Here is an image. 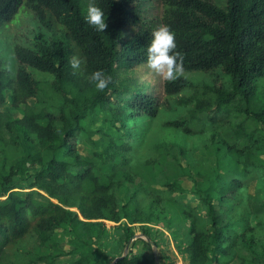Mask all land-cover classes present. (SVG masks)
<instances>
[{
    "label": "trees",
    "instance_id": "16d2710c",
    "mask_svg": "<svg viewBox=\"0 0 264 264\" xmlns=\"http://www.w3.org/2000/svg\"><path fill=\"white\" fill-rule=\"evenodd\" d=\"M90 3L104 11L107 27L102 31L85 19ZM21 5L60 35L51 46L17 43L12 74L0 58V264L46 261L43 255L19 262L12 256L31 243L44 246L61 227H69L82 243L106 246L113 237L116 245L104 250V264H168L172 247L160 245L159 224L172 232L173 245L187 264H264V167L252 164L254 196L245 192L241 175L215 184L214 192L187 193L177 181L166 183L165 190L137 184L129 191L130 213L119 194L122 183L114 176L102 179L95 161L110 163L112 170L128 164L164 112L171 116L161 125L185 136L206 134L210 150L224 156L248 155L258 142L264 144V0H222L221 5L215 0H0V28ZM161 24L175 32L184 73L159 87L160 79L151 83L136 73L147 67V44ZM73 56L81 60L75 70L69 63ZM96 70L112 77L104 90L91 80ZM196 72L213 80L195 84L191 74ZM45 79L62 97L59 107L43 103ZM6 90L11 109H20L22 117L1 110ZM31 98L37 103L31 104ZM97 107L116 118L109 120L117 136L108 148L95 147V160H88L76 138L81 120ZM23 138L49 154L38 157L40 167L27 186L14 179L18 159L7 165ZM156 149L137 160L153 165L163 155L179 162L173 142ZM28 157L36 158L30 152ZM107 222L119 223L114 235ZM135 224H142L139 235L145 238L140 239L150 252L126 249L137 234ZM76 264L95 262L82 255Z\"/></svg>",
    "mask_w": 264,
    "mask_h": 264
},
{
    "label": "rangeland",
    "instance_id": "374dc122",
    "mask_svg": "<svg viewBox=\"0 0 264 264\" xmlns=\"http://www.w3.org/2000/svg\"><path fill=\"white\" fill-rule=\"evenodd\" d=\"M215 1L220 5L222 3V0ZM59 35V32L56 30H48L41 26L32 12L25 5H21L14 18L0 28V58L4 59L7 69L12 74L18 65L14 58V47L17 43L33 48H37L39 45L51 46L53 40L59 37ZM142 70V74L138 75L136 73L138 78L142 80L151 79V83H154V79H160L159 87L161 86L164 79L153 70H150L148 66ZM124 75L123 73L122 76ZM191 77L195 84H203L211 82L214 76L196 72L192 73ZM43 88V103L46 106H50L53 109L63 104L62 97L53 90L50 80L45 79L43 81ZM5 94L7 101L2 104L1 110H10L15 117H22L23 112L20 109H11V92L6 90ZM30 102L33 105L37 103L34 98H31ZM169 116H171L170 112H164L160 118L154 120L150 127L149 138L144 140L134 153H131L129 163L120 164V167L114 170H112L110 163H104L100 158L95 160L93 155L95 147L99 150H104L108 148L110 138L117 136L113 127L114 125L109 120L110 117H113V120L116 118L110 114L109 110L97 107L93 111L89 109L86 117L81 120L83 129L76 138L79 152L88 160L93 159L96 161L98 173L102 179L105 180L110 176H114L117 181L122 183L119 194L126 202L128 212H134V205L129 198V191L137 184H142L150 189L165 190L166 183L177 181L187 193L196 190L213 191L215 184L226 183L231 177L241 175L247 184L245 192L252 196L255 195L257 179L255 178L256 176L253 172L254 166L252 164L260 165L259 168L261 169L264 167V144L262 141L258 142V147L255 146L248 155L224 156L222 152L210 150V139L206 134L185 136L177 129L161 125L162 120ZM262 129H264V126ZM24 140L27 142L22 143ZM167 142H173L177 146L179 162L167 159L163 155L153 165H147L137 160L138 157L152 155L154 151H157V147ZM36 144L28 141L27 138H23L9 153L7 165L12 164L13 160L18 159L15 167L18 173L14 176V179L19 186H27L32 181L33 177L30 174L40 167L41 160H38V157L46 159L49 156L47 152L42 148L40 149ZM28 152L34 155V157L37 156V152H40V156L29 158ZM117 162H120V159ZM262 170L261 172H263ZM5 171H9L8 166L5 168ZM218 174L222 175L221 178H218ZM174 205L177 207L179 203L175 202ZM126 221L127 219L124 218L121 222ZM107 223L108 232L114 235L116 231L115 227L119 223ZM132 226L135 227L134 229L137 234L130 239L128 243L129 247H133V252H150L140 239L141 237L145 238L144 235H139L142 224ZM157 229L161 231L160 235L164 237V240H161V236L159 237L160 245L168 242L167 244L172 247V262L168 264H174L181 254L177 252L173 245V234L170 230H166L162 224H159ZM111 239H108V241L112 243L106 246H104L105 243L96 241L82 243L79 239H75V234L70 231L69 227H61L57 229L53 240L44 246L37 247L31 243L12 257L19 262L27 261L30 258L36 259L37 256L43 255L47 257V260L40 261L39 264H76L78 258L83 255L92 258L95 264H104V250L110 252L111 248L116 245L114 238L111 237ZM161 246L156 251L159 257Z\"/></svg>",
    "mask_w": 264,
    "mask_h": 264
},
{
    "label": "clouds",
    "instance_id": "9594fccd",
    "mask_svg": "<svg viewBox=\"0 0 264 264\" xmlns=\"http://www.w3.org/2000/svg\"><path fill=\"white\" fill-rule=\"evenodd\" d=\"M87 23L95 26L98 31L107 27L104 11L95 3H90L88 14L85 17ZM75 70L80 67L81 60L75 56L69 61ZM146 63L162 79L172 81L184 73L183 55L177 50L175 32L167 24H161L152 30L150 40L147 44ZM94 86L104 90L112 80L104 70H96L91 74Z\"/></svg>",
    "mask_w": 264,
    "mask_h": 264
},
{
    "label": "built area",
    "instance_id": "2783aa9c",
    "mask_svg": "<svg viewBox=\"0 0 264 264\" xmlns=\"http://www.w3.org/2000/svg\"><path fill=\"white\" fill-rule=\"evenodd\" d=\"M181 256V255H180ZM178 256L179 258H177L174 262V264H187L185 259L181 256Z\"/></svg>",
    "mask_w": 264,
    "mask_h": 264
},
{
    "label": "water",
    "instance_id": "95a60500",
    "mask_svg": "<svg viewBox=\"0 0 264 264\" xmlns=\"http://www.w3.org/2000/svg\"><path fill=\"white\" fill-rule=\"evenodd\" d=\"M128 248H129V244L127 245V248L126 249H128ZM155 255H156V251H155ZM157 264H160L159 260H157Z\"/></svg>",
    "mask_w": 264,
    "mask_h": 264
}]
</instances>
